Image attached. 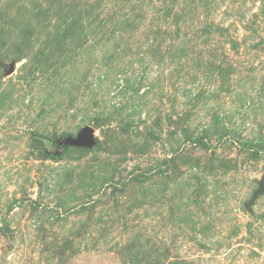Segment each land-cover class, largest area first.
Instances as JSON below:
<instances>
[{
	"label": "rangeland",
	"instance_id": "374dc122",
	"mask_svg": "<svg viewBox=\"0 0 264 264\" xmlns=\"http://www.w3.org/2000/svg\"><path fill=\"white\" fill-rule=\"evenodd\" d=\"M262 176L264 0H0V264H264Z\"/></svg>",
	"mask_w": 264,
	"mask_h": 264
},
{
	"label": "water",
	"instance_id": "95a60500",
	"mask_svg": "<svg viewBox=\"0 0 264 264\" xmlns=\"http://www.w3.org/2000/svg\"><path fill=\"white\" fill-rule=\"evenodd\" d=\"M95 129L92 126H85L82 128L77 136H67L63 140L59 141L60 146H76V147H86L90 148L95 144V136H94ZM264 193V176H262L261 180L259 181V187L257 190L254 191L251 199L246 202L247 208H250V205L255 201V199Z\"/></svg>",
	"mask_w": 264,
	"mask_h": 264
}]
</instances>
